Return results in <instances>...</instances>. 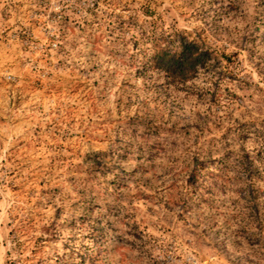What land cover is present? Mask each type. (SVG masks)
I'll use <instances>...</instances> for the list:
<instances>
[{"label":"rangeland","instance_id":"1","mask_svg":"<svg viewBox=\"0 0 264 264\" xmlns=\"http://www.w3.org/2000/svg\"><path fill=\"white\" fill-rule=\"evenodd\" d=\"M0 264H264V0H0Z\"/></svg>","mask_w":264,"mask_h":264},{"label":"trees","instance_id":"2","mask_svg":"<svg viewBox=\"0 0 264 264\" xmlns=\"http://www.w3.org/2000/svg\"><path fill=\"white\" fill-rule=\"evenodd\" d=\"M208 56V49H202L197 41L189 39L185 35H182L173 46L158 55L164 62L167 72L182 74L184 78L193 74L197 70V65Z\"/></svg>","mask_w":264,"mask_h":264}]
</instances>
